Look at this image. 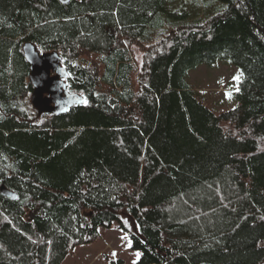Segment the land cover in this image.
Returning a JSON list of instances; mask_svg holds the SVG:
<instances>
[{"label":"trees","instance_id":"trees-1","mask_svg":"<svg viewBox=\"0 0 264 264\" xmlns=\"http://www.w3.org/2000/svg\"><path fill=\"white\" fill-rule=\"evenodd\" d=\"M26 41L83 104L38 114ZM217 60L242 74L220 114L187 82ZM1 186L0 264H61L114 222L136 264H264V0H0Z\"/></svg>","mask_w":264,"mask_h":264},{"label":"rangeland","instance_id":"rangeland-1","mask_svg":"<svg viewBox=\"0 0 264 264\" xmlns=\"http://www.w3.org/2000/svg\"><path fill=\"white\" fill-rule=\"evenodd\" d=\"M165 34H157L154 45L159 44ZM130 53L138 66L142 60V50L134 45ZM95 59L97 56L91 54L84 57L85 63L90 64L96 62ZM241 77L240 69L231 61L217 60L214 65L201 64L190 71L187 82L201 102L215 114H220L238 105L236 96ZM140 257L141 252L131 248L128 234L114 222L110 228H100L93 242L74 248L61 264H118V261L121 264H136Z\"/></svg>","mask_w":264,"mask_h":264},{"label":"water","instance_id":"water-1","mask_svg":"<svg viewBox=\"0 0 264 264\" xmlns=\"http://www.w3.org/2000/svg\"><path fill=\"white\" fill-rule=\"evenodd\" d=\"M66 4L69 0H58ZM22 52L29 65V82L32 86L30 102L39 115H63L70 108L81 105L84 98L67 90V69L62 65V57L56 50L40 52L30 41L22 45ZM1 194L15 199L16 196L4 186Z\"/></svg>","mask_w":264,"mask_h":264}]
</instances>
